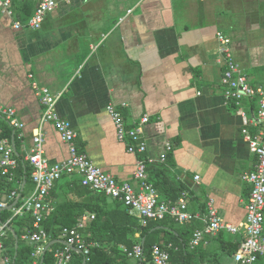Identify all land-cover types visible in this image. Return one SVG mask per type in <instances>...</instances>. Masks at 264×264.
Returning <instances> with one entry per match:
<instances>
[{
    "label": "crops",
    "instance_id": "crops-1",
    "mask_svg": "<svg viewBox=\"0 0 264 264\" xmlns=\"http://www.w3.org/2000/svg\"><path fill=\"white\" fill-rule=\"evenodd\" d=\"M29 1L36 5L25 21L19 19L24 1L13 0L14 20L0 10V100L25 125L23 130L12 128V139L5 137L14 144L19 162L28 164L39 127L52 164L69 155L54 126L41 124L44 109L36 85L61 96L57 110L72 122L79 151L137 189L133 175L138 156L128 152L129 142L116 137L107 111L114 105L129 128L142 127L151 184L163 175L172 184L166 188L177 186L188 193L191 212L205 214L213 202L223 220L242 226L251 191L243 177L257 158L242 135L238 107L225 97L217 36L231 40L233 57L248 83L264 89V0H57V9L41 29L15 30V20L26 25L35 12L38 0ZM258 106L257 97L242 102L252 122ZM145 116L149 121L142 124ZM4 120L0 115V132ZM249 129L260 131L253 125ZM19 167L14 181L7 179L11 189L0 196V203L17 187L24 191ZM65 179L52 191L59 198L68 191ZM33 190L31 181L24 196ZM157 190L161 199L171 200L163 188ZM52 192L47 200L54 209ZM166 220L170 228L157 229L182 234L189 247L194 230L204 227L200 221L179 225ZM223 241L241 239L225 232L206 235L199 247L212 252ZM222 264H233V257L224 256Z\"/></svg>",
    "mask_w": 264,
    "mask_h": 264
},
{
    "label": "built area",
    "instance_id": "built-area-1",
    "mask_svg": "<svg viewBox=\"0 0 264 264\" xmlns=\"http://www.w3.org/2000/svg\"><path fill=\"white\" fill-rule=\"evenodd\" d=\"M25 1V0H19ZM13 0H0V10L14 20L16 11ZM58 7L57 0H38L35 12L24 25L15 20V30H39L42 28L47 15ZM218 56L220 64L224 66L222 84L226 86L225 97L238 107V115L243 121L242 135L248 143L250 152L256 156L253 170L247 173L243 180L251 185L249 201L246 206V220L242 226H234L223 220L218 210L210 202L205 214L194 213L189 210L188 193L183 191L176 201L163 200L158 190L148 180V160L145 158L147 144L142 139V127L129 128L122 114L114 105H109L107 111L112 119L116 137L119 142H129L128 152L138 156L134 179L138 188L128 182L120 183L114 176L96 166L85 153H81L77 146V133L71 121L60 116L57 110L60 95H53L47 88L36 87V93L43 106L42 123H51L57 130L63 142L68 145L67 160L52 164L46 157L45 136L39 127L33 136V149L26 157V162L32 167V182L34 190L23 196V187L14 189L6 202L0 203V209H8L12 217L5 223L0 221V254L5 251V238L8 231L14 232L19 227L15 219L31 218V226L25 225L22 240L34 247L32 264H42L46 247L51 243L50 236L43 226L44 220L52 212V206L47 198L54 190L57 182L65 176H79L84 187L104 194L111 200L122 202L128 208L129 214L136 216L142 226L150 221H164L173 219L179 225H186L196 221L204 224L203 229L194 230L190 248L199 247L206 235L216 236L225 232L241 239L240 250L233 257V264H258L260 257H264V89L254 88L248 83L246 75L235 61L231 50V40L219 33ZM259 98V106L255 120L250 121L242 109L245 98ZM0 115H2L13 129L23 130L25 125L16 118V110L5 106L0 100ZM149 121L148 116L142 119V124ZM259 127L258 133H252L249 127ZM168 151L171 150L167 145ZM165 160V157L162 159ZM19 160L15 157L14 144L8 139H0V175L10 182L15 179V170L19 167ZM199 180V176L195 177ZM10 208V209H9ZM95 215L84 214L74 227L63 228L60 232L62 246L54 249L55 264H73L75 255L83 256L84 264L89 261L91 249L99 245L89 242L84 231L93 222ZM52 246V245H51ZM168 248L156 245L152 249L151 262L146 264H170ZM51 248V247H50ZM49 248V249H50ZM121 249L130 258L144 259L143 245L139 244L129 251L125 246ZM0 264H14L10 257H4Z\"/></svg>",
    "mask_w": 264,
    "mask_h": 264
},
{
    "label": "trees",
    "instance_id": "trees-1",
    "mask_svg": "<svg viewBox=\"0 0 264 264\" xmlns=\"http://www.w3.org/2000/svg\"><path fill=\"white\" fill-rule=\"evenodd\" d=\"M35 5V2L25 0L21 6L23 16L19 14V19L22 21L28 19ZM5 137L10 139L13 137L12 128L6 120H4L0 132V138ZM32 171L33 169L29 164H26L23 160L20 162L18 179L26 180L23 196L26 186L32 181ZM65 184L68 191L64 198H59L58 192H52V198L57 199V204L43 222V226L50 236L52 246L51 250H47L42 259H40V263L41 260L43 261L42 264H55L53 252L56 247L62 246L59 241L61 230L66 227L76 226L86 213L95 215L93 222L84 231L86 239L99 246L91 249L88 257L89 261L85 264H139L140 260L130 258L121 249V246H125L131 251L139 244H142L144 249L143 264L151 262L152 249L156 245L165 248L172 245L168 249L170 264H222L224 256L234 257L240 250V241H223L225 245L222 246V242L219 248L212 252H207L201 247L191 249L187 239L182 234H176L175 231L162 230V228L157 229V227L170 228L167 225V220L150 221L147 226H142L140 220L130 215L128 208L122 202L116 200L108 202V198L104 194L84 187L81 179L69 181L66 176ZM165 184L172 186L168 179L162 175L152 185L156 189L161 190L163 188L164 191H161L169 195L171 200L174 201L184 191L183 188H178L177 186L168 189ZM9 189H11V185H9L7 178L0 176V196L5 191L9 192ZM11 217V211L0 209L1 222L5 223ZM13 224H16L19 228L14 232L8 231V235L5 238L3 257L12 258L14 264H32L34 247L21 238L24 226H31V218L15 219ZM161 233L165 234L162 238H160ZM262 259L263 257L259 258L258 264H264ZM73 264H84L83 256L75 255Z\"/></svg>",
    "mask_w": 264,
    "mask_h": 264
},
{
    "label": "water",
    "instance_id": "water-1",
    "mask_svg": "<svg viewBox=\"0 0 264 264\" xmlns=\"http://www.w3.org/2000/svg\"><path fill=\"white\" fill-rule=\"evenodd\" d=\"M9 209H10V208H9ZM51 245H52V243H50V244L46 247V250H45V251L49 250V248L51 247ZM139 264H141V263H139Z\"/></svg>",
    "mask_w": 264,
    "mask_h": 264
},
{
    "label": "bare ground",
    "instance_id": "bare-ground-1",
    "mask_svg": "<svg viewBox=\"0 0 264 264\" xmlns=\"http://www.w3.org/2000/svg\"><path fill=\"white\" fill-rule=\"evenodd\" d=\"M62 7V6H61ZM74 7V6H73ZM87 19V18H86ZM116 20V19H115ZM23 32V31H22ZM137 124V123H136ZM6 139V138H5ZM151 179V178H150ZM11 183V182H10ZM16 185V184H15ZM14 186V185H13ZM61 187V186H60ZM55 195V194H54ZM57 200V199H56ZM53 214V213H52ZM50 233V232H49ZM51 234V233H50ZM165 242V241H164ZM25 244V243H24ZM107 244V243H106ZM57 248V247H56ZM9 249V248H8ZM51 250V249H50ZM133 259V258H132ZM172 261V260H171Z\"/></svg>",
    "mask_w": 264,
    "mask_h": 264
}]
</instances>
